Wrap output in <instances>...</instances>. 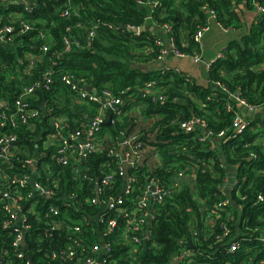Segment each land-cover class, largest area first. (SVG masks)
<instances>
[{
  "label": "trees",
  "instance_id": "16d2710c",
  "mask_svg": "<svg viewBox=\"0 0 264 264\" xmlns=\"http://www.w3.org/2000/svg\"><path fill=\"white\" fill-rule=\"evenodd\" d=\"M30 1L33 12L24 17L35 27L12 45L0 43V114L15 118L16 99L26 87L40 83L25 99L41 111V119H18L13 128L2 126L0 117V137L17 136L10 157L0 161V170L10 180H1L0 184L4 188L11 181L29 178L21 187L12 188V192L18 194L23 208L18 216L27 217L30 228L25 232V244H16L17 227H4L11 217L5 210L6 203L0 201V264H84L92 255L88 248L95 245L110 261L107 264H170L176 254L187 248L194 254L190 261L180 264H264V242L259 241L264 235V110L250 119L251 124L241 136L225 142L219 140L220 152L207 137L211 134L217 138L222 132L229 136L235 116L241 111L236 98L218 83L250 104H264V14L257 10L258 5L264 7V0H245L244 8L256 15L246 29L238 0ZM154 1L159 4L154 6ZM205 5L216 12L211 22L203 11ZM8 7L1 6L0 14L22 10L21 5ZM65 12L69 13L66 17ZM1 23L8 24L9 20ZM102 23L114 24L124 31H112ZM128 25L146 30L137 33L127 30ZM208 25L210 29L217 25L237 31L227 40L223 55L205 71L208 85L199 84L193 76L169 66L144 69L143 64L152 65L167 57L163 54L165 46L156 44L165 26L170 28L166 33L180 53L205 58V47L200 48L195 36ZM40 34L47 35L49 41V50L42 54L40 47L45 40ZM66 38L77 40L81 47L66 52ZM27 53L40 54L41 61L28 68ZM48 71L52 83L51 89L45 90L43 78ZM66 75L77 81L85 79L97 94L108 89L121 99L118 110L122 115L107 113L111 125H103L97 134L104 151L90 155L84 163L87 178L83 180L74 176L70 168L58 164V141L51 123L58 116L64 120L67 131L85 133L83 125L89 123L100 104L79 100L77 91L63 81ZM149 83L155 85L147 93ZM195 120L205 127H195L192 132L181 128L183 123ZM131 135L143 144L141 163L127 169L136 177L137 187L151 179L172 186L177 174L189 165V156L193 157L196 170V179L174 190L159 208L152 238L141 244L123 238L125 227L121 220L114 234L100 238L93 217L100 215L103 208L91 202L93 180L101 177L100 164L119 168L121 162L116 155L121 140ZM111 151L114 155H110ZM155 153L161 162L153 158ZM251 154L256 158H251ZM227 165L236 168L238 176L230 195L224 188ZM35 176L39 184L57 192L56 198L48 199L34 190L31 179ZM124 184L125 176L118 174L105 197L120 195ZM67 195H73L79 206ZM139 196L137 192L133 197ZM50 204L60 208L56 217L60 223L80 226L89 238H68L67 230H52ZM216 207H220L219 216L212 212ZM224 225L230 229L225 239ZM78 239L82 240V248L76 247V258L69 260L61 255ZM234 242L239 243V248L229 252L228 246ZM105 245H110L109 253L103 251ZM17 253L23 257L19 258Z\"/></svg>",
  "mask_w": 264,
  "mask_h": 264
},
{
  "label": "built area",
  "instance_id": "2783aa9c",
  "mask_svg": "<svg viewBox=\"0 0 264 264\" xmlns=\"http://www.w3.org/2000/svg\"><path fill=\"white\" fill-rule=\"evenodd\" d=\"M142 4V2H141ZM158 1H154L153 5L157 6ZM21 5L22 10H11L8 14H0V43L12 45L20 36L27 34L32 28L35 27L34 22H30L25 19L24 15L30 14L33 12V2L30 0H0V7L3 6L5 9H9L8 6H19ZM259 11L258 14H264V7L258 5ZM203 11L208 16V22H211L216 17V12L214 9L205 5ZM69 13H63V16H67ZM5 20H9L8 24H2ZM102 25L107 26L108 29L115 32H123L120 28L111 23H102ZM221 27V26H220ZM222 28V27H221ZM127 30L135 31L137 29L134 26L128 25ZM224 29V28H223ZM210 30V26L201 28L195 36V42H197L201 49H203V37ZM227 31H232V29H225ZM170 28L168 26L164 27L163 32H169ZM46 34V33H45ZM40 34L42 39L45 42L40 47L41 54L46 53L49 50V41H47V35ZM167 34V33H166ZM93 32L91 33V36ZM168 35V34H167ZM171 44L169 50L164 45L163 41L160 39L156 40V44L159 46H165L163 54L171 53L177 57H187L185 54L180 53L174 46L173 40L170 38ZM65 51L70 52L73 47L80 48V42L72 38L65 39ZM223 54L217 57H221ZM26 63L28 68H32L36 63L41 61V55H33L32 53L26 54ZM213 59L209 63H205V70H209L212 64L216 61ZM164 57H161V60ZM194 62L196 64H202L203 60L201 55L196 54L194 57ZM179 71V70H177ZM45 90L51 89L52 79L50 77V71L43 78ZM63 81L71 86L73 91H77V96L79 100H88L92 102H98L100 107L98 108L96 114L92 117L88 124H84L83 127L86 130L85 133L80 131H67L66 124L61 117L55 116L52 120V127L56 131V138L58 141V151L56 160L58 164L68 167L72 170L74 176H77L79 180L86 179V175L83 171V165L88 160L90 155L97 152L104 151L102 149V140L97 138V134L100 131V128L105 125L107 120V113L109 111L115 112V114L120 117L122 114L118 110V106L121 104V99L115 96L110 90L104 89L101 94H97L94 87H90L86 84L85 79L76 80L73 76L66 75L63 78ZM154 83H149L147 85L146 91L149 93L153 87ZM218 85L222 88L223 91L230 93L232 98H236L239 103L240 110L244 112L247 111L251 117L255 118L258 115L262 114L264 110L263 105H254L250 104L244 98L238 96L235 93L229 92L228 89L221 83ZM40 86L39 82H36L29 87L24 89L22 93L15 101L14 110L15 115L8 117L5 114H0L1 125L6 126L10 125L11 127H16L17 120L26 122L29 118L32 119H41V111L39 109L32 108V105L29 101H26V96L33 94L36 89ZM81 86H84L81 88ZM231 107L229 106V109ZM252 119V118H251ZM251 124V120L239 112L236 114L233 128L231 134L228 136L224 132L220 133L217 137L219 140L224 142L229 138H237L241 136L245 129ZM204 128L205 124H201L199 121L195 120L193 122H185L181 125V128L187 132H192L195 127ZM207 137H213L211 134H207ZM215 138V137H213ZM17 136L15 134H7L0 137V161L7 160L13 148L15 147ZM136 136H128L127 138H122L121 148H124L125 160H122L120 151L118 156L121 162V166L116 170L111 169L109 163L100 164V174L101 177L93 180L94 186V195L91 199V202L100 204L103 208L100 215H95L93 218L96 219V230L100 232V238H108L110 234H114L119 226L120 222L124 224L123 238H130L134 244H141L143 241H149L152 238V234L156 229V223L158 222V210L166 202V199L171 197L174 190L181 189L185 183L191 184L192 180L196 179V170L193 167V157H190L189 165H186V169L180 171L175 177L174 184L172 186L166 187L157 182L156 179H151L146 185L139 188L137 187V179L135 176H131L127 170L130 166H137L141 158V148L142 143L136 142ZM110 155H114V151L110 152ZM157 162H161L160 156L158 153L154 154L153 157ZM251 158H256V155L251 154ZM141 163V162H140ZM35 168V163L32 164ZM103 168H106L102 172ZM35 170V169H34ZM125 176V184L123 186L122 192L120 195H111L105 197L106 192L116 183L117 175ZM1 180H10V177L5 171L0 170V181ZM26 180L29 178L18 179L17 181H11L6 187L2 188L0 184V201L6 203L5 210L10 215L11 219L4 224V227H9L11 225H16L17 231L15 234V243L23 245L25 238V232L30 228L27 222V217L22 218L20 212L23 208L21 205L20 197L17 193L12 192V188H19L21 185H24ZM34 190L41 196H44L48 199L56 198L57 192L53 189H47L46 187L39 184L36 180V176L31 179ZM154 188V189H153ZM140 193V196L134 198V193ZM239 193V190H237ZM66 198L72 200L74 204L78 205V200L73 195H67ZM260 200H263L260 196ZM227 203V202H225ZM220 207H216L212 212L219 216L218 210ZM33 209V208H32ZM37 214V212H33ZM60 214V208L54 204H50L48 208V215L53 217L51 229L56 230L57 228H62L67 230L68 238H89L81 231L80 226L67 227L64 224L60 223L56 217ZM121 220V221H120ZM83 223H87L83 220ZM213 223V221H211ZM94 226V225H93ZM102 228V229H101ZM224 236L222 238H227L230 233V229L227 226H223ZM194 236L197 235V232H194ZM218 238H220L218 236ZM260 242H264V235L259 238ZM222 242V239L219 240ZM223 246V244L221 245ZM76 247L82 248V240H74L73 247H70L68 251H62L61 255L65 256L69 260L76 258ZM104 252L109 253L110 245L104 246ZM239 248V243L234 242L228 246L229 252H236ZM88 249L92 251V255L87 257L84 260V264H107L108 259L105 258L104 254L101 252V248L97 245L91 246ZM101 252V253H100ZM194 252L192 249L187 248L183 249L180 253L176 254L171 260L170 264H180L185 261H190ZM19 258L23 257L22 253H17ZM53 257H56L54 254ZM26 264H31L26 262Z\"/></svg>",
  "mask_w": 264,
  "mask_h": 264
},
{
  "label": "crops",
  "instance_id": "0c3cea01",
  "mask_svg": "<svg viewBox=\"0 0 264 264\" xmlns=\"http://www.w3.org/2000/svg\"><path fill=\"white\" fill-rule=\"evenodd\" d=\"M245 0H238V10L241 12L243 11L242 15L240 13L241 19H243L244 25L243 29L250 28L251 24L253 23L255 19V14L252 11H249L248 9L244 8ZM237 31H227L220 26L214 25L205 35H204V41H203V47H205V58H203L202 64H196L194 62V59L192 57H177L171 53H168L164 57V59L158 61L154 64H143V66H148L149 69H164L166 66L175 68L177 70H180L182 72H186L189 75L193 76L195 80L202 85H208L209 81L207 80L206 76V70L204 68L205 63L211 62L213 59L217 58L220 53L222 52L223 47L227 43V40L229 39L230 35L236 34ZM159 37L163 41L164 45L169 50L171 41L170 37L164 33H159ZM240 112H243L249 119L253 118L251 117L250 113L247 111L241 110ZM210 142L213 145V148L219 149V152L221 151L220 148V141L217 138L208 137ZM222 159V158H220ZM224 161V159H222ZM227 173L228 178L226 179V184L224 186L226 192L228 195L231 194V192L236 188L237 185V169L227 165Z\"/></svg>",
  "mask_w": 264,
  "mask_h": 264
},
{
  "label": "water",
  "instance_id": "95a60500",
  "mask_svg": "<svg viewBox=\"0 0 264 264\" xmlns=\"http://www.w3.org/2000/svg\"><path fill=\"white\" fill-rule=\"evenodd\" d=\"M150 29H154V26L153 25H150L148 26ZM144 30H146V28H137L135 29V32L137 33H140V32H143ZM145 70H148V66H143ZM107 126L111 125V120H109L107 123H106ZM120 155H121V158L122 160H125V154H124V148L122 147L120 149ZM154 189V188H153ZM25 244V242L23 241V245Z\"/></svg>",
  "mask_w": 264,
  "mask_h": 264
}]
</instances>
